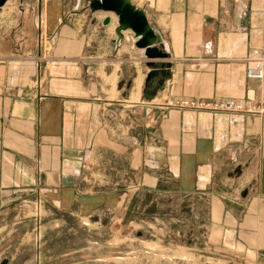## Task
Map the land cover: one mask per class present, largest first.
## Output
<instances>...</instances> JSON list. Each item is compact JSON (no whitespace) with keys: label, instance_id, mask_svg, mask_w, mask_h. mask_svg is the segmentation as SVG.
I'll list each match as a JSON object with an SVG mask.
<instances>
[{"label":"crops","instance_id":"0c3cea01","mask_svg":"<svg viewBox=\"0 0 264 264\" xmlns=\"http://www.w3.org/2000/svg\"><path fill=\"white\" fill-rule=\"evenodd\" d=\"M131 1L165 57H146L130 30L118 43L114 13L92 12L89 0H39L53 59L40 51L31 74L26 61H0V227L27 199L70 208L119 159L126 190L171 194L192 237L264 264V78H249L246 61L264 56V0ZM169 99L257 110L158 105Z\"/></svg>","mask_w":264,"mask_h":264},{"label":"rangeland","instance_id":"374dc122","mask_svg":"<svg viewBox=\"0 0 264 264\" xmlns=\"http://www.w3.org/2000/svg\"><path fill=\"white\" fill-rule=\"evenodd\" d=\"M38 3L7 0L0 8V61L8 59L13 69L18 61L28 67L40 51L53 59L56 38L47 18H38ZM111 164L102 163L94 189L70 208L40 197L19 202L5 216L9 225L0 227V264H245L235 244L210 249L205 237H192L194 227L171 194L126 190L123 161Z\"/></svg>","mask_w":264,"mask_h":264},{"label":"water","instance_id":"95a60500","mask_svg":"<svg viewBox=\"0 0 264 264\" xmlns=\"http://www.w3.org/2000/svg\"><path fill=\"white\" fill-rule=\"evenodd\" d=\"M7 0H0V8ZM92 12L104 10L114 13L117 17L116 32L120 42L122 32L130 30L135 39V45L144 50L145 56L150 59L165 57L164 53L157 45L156 31L150 26L146 14L137 8L131 0H89ZM111 23V17H106L104 24Z\"/></svg>","mask_w":264,"mask_h":264},{"label":"built area","instance_id":"2783aa9c","mask_svg":"<svg viewBox=\"0 0 264 264\" xmlns=\"http://www.w3.org/2000/svg\"><path fill=\"white\" fill-rule=\"evenodd\" d=\"M247 76L251 79L264 78V56L260 50L255 49L247 57ZM164 107H178L194 110H211L227 112H251L256 111L255 106H250L244 101L234 100H202V99H182L175 101L169 99L166 103H158ZM264 110V109H263ZM39 205L41 203H38Z\"/></svg>","mask_w":264,"mask_h":264},{"label":"bare ground","instance_id":"6f19581e","mask_svg":"<svg viewBox=\"0 0 264 264\" xmlns=\"http://www.w3.org/2000/svg\"><path fill=\"white\" fill-rule=\"evenodd\" d=\"M117 18V17H116ZM117 20V19H116ZM123 38H124V32H122V34H121V36H120V42L123 40ZM117 39H119V37L117 38ZM138 82H137V88H138V90L140 89V87H141V80L138 78V80H137Z\"/></svg>","mask_w":264,"mask_h":264}]
</instances>
